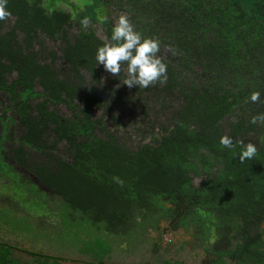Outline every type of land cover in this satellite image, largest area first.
Instances as JSON below:
<instances>
[{
    "label": "trees",
    "instance_id": "trees-1",
    "mask_svg": "<svg viewBox=\"0 0 264 264\" xmlns=\"http://www.w3.org/2000/svg\"><path fill=\"white\" fill-rule=\"evenodd\" d=\"M72 2L7 0L11 15L0 20V92L6 99L0 137L16 145L11 152L17 163L31 168L73 211L110 231L150 212L152 196L160 193L176 207L189 199L227 206V215H237L239 200L244 206L264 200V123H250L264 113V0H84L75 11ZM108 5L125 11L143 36L159 39L165 82L129 88L122 84L126 73L113 75L96 64L97 48L111 42ZM82 20L101 22L107 41L81 27L69 35L73 22L80 26ZM47 39L59 43L60 54L44 46ZM255 92L259 98L252 102ZM150 96L170 112V127L162 124L155 138L136 148L106 133L103 116L121 125L125 110L138 107L149 117ZM58 105L71 115L58 114ZM96 110L99 117L93 116ZM221 136L232 137L233 146H222ZM241 141L256 145L251 160H239ZM58 143L67 154L54 153ZM29 149L42 159L28 162L34 156ZM202 174L203 182L193 185L192 175ZM239 254L238 246L228 247L216 264H224L225 255L240 263ZM67 261L0 240V264Z\"/></svg>",
    "mask_w": 264,
    "mask_h": 264
},
{
    "label": "rangeland",
    "instance_id": "rangeland-1",
    "mask_svg": "<svg viewBox=\"0 0 264 264\" xmlns=\"http://www.w3.org/2000/svg\"><path fill=\"white\" fill-rule=\"evenodd\" d=\"M60 1L64 5L73 1L74 8L77 7L73 11L80 10L87 2ZM104 9L109 12L113 25L121 15L126 14L118 6L108 5ZM80 27L86 30L93 29L99 38L107 41L105 27L101 22L82 20L81 25L78 26L74 21L68 28V34L74 35ZM44 46L60 54L57 41L44 40ZM121 71L126 73V67L121 68ZM14 76V73L11 74L8 80ZM102 77V82H105L107 79L105 72ZM142 95V104L147 106L146 100L149 94L144 91ZM149 99V108H151L149 117H143L138 107H130L131 111L125 110L121 125H118L113 118L103 116L102 122L106 133H112L117 142L131 148L155 138L162 124L170 127L168 124L171 118L170 112L160 108L155 102L156 98L150 96ZM5 102L6 99L0 93V110ZM54 109L63 116L71 115L64 105H58ZM100 115L101 110H96L93 116ZM153 124L155 128L151 132L150 128ZM0 128L2 129L1 124ZM16 129L17 133L22 131L20 127L18 129L15 126V131ZM106 133L99 135L103 136ZM0 146V161L6 166V170L0 167V240L9 241L12 245L29 251L64 257L69 261L66 262L67 264H98L99 261L105 264H174V261H181L183 264H204L202 257L190 252L187 247L176 252V243L173 245L167 240L172 236L165 233L155 239L146 234L145 225L151 221L153 212L148 213L141 222L135 219L130 226H119L116 230L110 231L103 222L88 218L80 210L73 211L57 194L38 182L31 168L23 171L13 161L11 149L16 145L8 137L3 140L0 137ZM65 150L64 143H58L55 145L54 153L67 154ZM29 156H33L28 160L32 163L42 159L30 149ZM10 170L17 175L16 180L6 175L11 173ZM203 180V175L192 177L195 186ZM159 211H156L157 217L162 216ZM153 225L157 227L156 223ZM14 255L30 259L24 252L15 251Z\"/></svg>",
    "mask_w": 264,
    "mask_h": 264
},
{
    "label": "flooded vegetation",
    "instance_id": "flooded-vegetation-1",
    "mask_svg": "<svg viewBox=\"0 0 264 264\" xmlns=\"http://www.w3.org/2000/svg\"><path fill=\"white\" fill-rule=\"evenodd\" d=\"M8 115L11 114L8 113ZM2 130L0 128V134ZM11 157L23 171H26V167L18 164L12 153ZM4 164L0 161V167L6 170ZM27 168L29 170V167ZM6 175L13 180L17 179L14 172L6 173ZM202 175L205 179L206 176ZM192 177L195 176L192 175ZM35 178L37 179L36 176ZM46 189L49 188L46 187ZM259 201L264 202V200H254L253 205L244 206L243 200H239L237 215H227L230 209L227 206L217 208L192 204L189 199L185 204L176 207L168 194L160 193L152 196L155 207L150 209V212L143 211L145 215L137 218V221L141 222L148 213L153 212L151 221L145 225L146 234L155 239L165 233L172 236L167 240L173 245L176 243V252L187 247L190 252L202 257L204 264H216L219 253L224 252L228 247L236 246L240 252V263H235L225 255L223 256L224 264H245V251L250 254L248 264H264V205H258ZM156 211H159L162 216L157 217ZM153 223H156L157 227ZM179 263L183 264L181 261H174V264Z\"/></svg>",
    "mask_w": 264,
    "mask_h": 264
},
{
    "label": "clouds",
    "instance_id": "clouds-1",
    "mask_svg": "<svg viewBox=\"0 0 264 264\" xmlns=\"http://www.w3.org/2000/svg\"><path fill=\"white\" fill-rule=\"evenodd\" d=\"M11 13L7 9V0H0V20H4ZM160 51V41L155 36L146 37L137 31L127 14L121 15L114 23L111 32V42L99 46L96 50V64L103 65L105 71L119 75L122 65H126V77L122 84L129 88L133 86L147 88L159 81L163 83L167 79V64L157 55ZM259 93L251 95V101L255 102ZM264 123V113L253 116L250 123ZM220 144L231 148L233 139L230 136H221ZM241 162L251 160L257 154L254 143L244 144L240 142Z\"/></svg>",
    "mask_w": 264,
    "mask_h": 264
}]
</instances>
